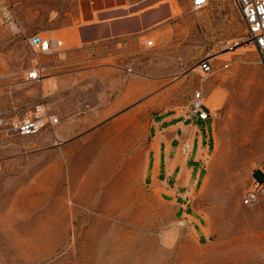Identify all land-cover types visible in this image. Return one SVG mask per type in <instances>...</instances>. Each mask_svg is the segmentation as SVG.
I'll return each instance as SVG.
<instances>
[{
  "label": "rangeland",
  "instance_id": "374dc122",
  "mask_svg": "<svg viewBox=\"0 0 264 264\" xmlns=\"http://www.w3.org/2000/svg\"><path fill=\"white\" fill-rule=\"evenodd\" d=\"M8 1L24 33L0 23V115L18 122L46 103L40 83L25 79L37 61L24 38L33 34L63 44L39 59L45 69L61 65L70 76L93 66L77 98L94 108L83 116L67 111L77 130L73 151L86 146L88 157L64 159L69 141L52 127L36 136L0 133V264H264V196L255 206L242 203L264 171V67L234 0H211L198 12L190 0H119L125 18L148 24L135 32L123 25L117 37L85 50L76 48L78 27L92 23L88 12L98 4L108 11V0ZM69 31L77 42H68ZM206 59L213 69L203 77L197 67ZM107 66L109 77L99 70ZM105 78L122 82L112 87ZM196 91L215 130L195 203L206 222L200 242L193 223L176 219L143 183L150 119L170 104L192 105ZM102 98L126 107L108 112Z\"/></svg>",
  "mask_w": 264,
  "mask_h": 264
},
{
  "label": "crops",
  "instance_id": "0c3cea01",
  "mask_svg": "<svg viewBox=\"0 0 264 264\" xmlns=\"http://www.w3.org/2000/svg\"><path fill=\"white\" fill-rule=\"evenodd\" d=\"M116 4H120V1L108 0V11L103 10L102 6L98 4L88 12L92 23L78 27L80 46L76 48L85 50L90 46L93 47V43L110 41L111 38L119 35L121 26H125L128 19H135V17L125 18L127 17L125 11L121 8L115 9ZM117 14L122 15L118 17ZM105 16L109 17L105 18ZM111 31H114L115 34H111ZM66 35H70L68 42H77L71 31ZM89 63H93V61ZM86 65H79L73 71L74 77L67 75L68 70H65L67 67L50 65L45 69L48 75H45L39 82L43 99L46 102L45 105L50 110L58 111L59 124L52 126L53 131L57 133L59 139L69 141L62 151V157L67 160L88 157L89 148L86 146L73 151L78 143H74L70 138L77 130L69 126L70 120L67 115V111L71 110L75 115L83 116L91 110V107L94 108L91 103L88 104L89 99L84 96L81 95V98H77L80 87H82L80 85L82 80H85L87 75L92 73L93 66ZM112 69L107 66L99 70L103 71L101 72L103 76L109 77ZM72 80L75 81L73 87H71ZM104 80L112 87L114 84L119 85L122 82L109 80V78ZM69 89L72 90L68 91ZM130 89V85H127L119 97L128 100ZM71 91H73L74 96H72ZM69 93L70 95H68ZM100 100L102 105L106 104L105 109L108 112L115 109L123 110L126 107L122 106L123 103L121 102L113 100L111 102L105 98ZM191 108L192 105L189 102L181 106L170 104V106L162 109L161 113L150 119L149 137L145 148L143 183L161 203L173 208L176 219L193 223L197 239L200 242L207 238L206 222L198 212L195 203L208 176L210 155L215 149V130L211 116L207 120H201L191 114ZM59 144L62 145L61 141ZM184 144L189 145L188 151L183 150ZM70 171V175H72L71 168ZM36 203L40 202L36 201ZM52 203L54 202L49 199L43 206L49 207Z\"/></svg>",
  "mask_w": 264,
  "mask_h": 264
},
{
  "label": "built area",
  "instance_id": "2783aa9c",
  "mask_svg": "<svg viewBox=\"0 0 264 264\" xmlns=\"http://www.w3.org/2000/svg\"><path fill=\"white\" fill-rule=\"evenodd\" d=\"M211 0H190L191 9L198 12L206 8ZM234 4L241 15L245 26L246 42L253 46L257 53L259 61L264 67V0H234ZM0 23L5 26L13 35L24 33L19 25L12 7L8 0H0ZM25 41L32 47L36 55V63L25 73L26 80L30 82H40L44 78L45 68L40 62L44 56L58 53L63 46L61 41L53 42L50 39L43 38L38 34L25 35ZM242 42L237 41L232 44H225L222 47L224 52H231L239 47ZM148 45L153 46L152 42ZM213 66L210 59L203 60L198 64L197 70L201 76H207L212 72ZM191 114L201 120H207L210 117L208 108L204 103L202 91H196L193 95ZM59 124L57 115L46 109L44 103L36 106V111L30 118H25L18 122L8 121L0 115V133L6 136H36L46 127H52ZM183 150L188 151L189 145L184 144ZM264 196V171L256 172L252 179L250 187L245 190L242 203L245 206H255Z\"/></svg>",
  "mask_w": 264,
  "mask_h": 264
},
{
  "label": "water",
  "instance_id": "95a60500",
  "mask_svg": "<svg viewBox=\"0 0 264 264\" xmlns=\"http://www.w3.org/2000/svg\"><path fill=\"white\" fill-rule=\"evenodd\" d=\"M123 18V17H122ZM156 19L154 18L152 21H155ZM148 21H146L145 19H139V18H135V19H128L127 24L125 25V29L127 31H136V30H141L142 25L145 26L147 25ZM153 23V22H152Z\"/></svg>",
  "mask_w": 264,
  "mask_h": 264
},
{
  "label": "bare ground",
  "instance_id": "6f19581e",
  "mask_svg": "<svg viewBox=\"0 0 264 264\" xmlns=\"http://www.w3.org/2000/svg\"><path fill=\"white\" fill-rule=\"evenodd\" d=\"M164 18V17H163ZM109 21V20H108ZM154 23V22H153ZM101 27V26H100ZM125 32V31H124ZM126 35V34H125ZM124 36V35H123ZM152 44H153V42H152Z\"/></svg>",
  "mask_w": 264,
  "mask_h": 264
}]
</instances>
